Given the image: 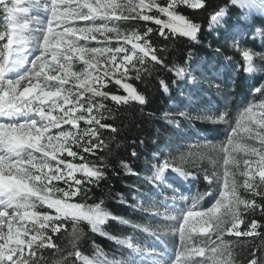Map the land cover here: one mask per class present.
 Returning a JSON list of instances; mask_svg holds the SVG:
<instances>
[{
    "label": "snow or ice",
    "instance_id": "6c2138e0",
    "mask_svg": "<svg viewBox=\"0 0 264 264\" xmlns=\"http://www.w3.org/2000/svg\"><path fill=\"white\" fill-rule=\"evenodd\" d=\"M231 4L245 11L264 12V0H231ZM178 5H187L192 9L206 6L204 0H168L164 5L157 0H149L148 3L145 0H139L138 3L136 0H0V16L6 21V29L0 33V42L6 40L0 46V264H38L40 256L36 249L56 247L52 235L48 233H60L69 223L73 249L77 248L76 241L82 235L80 224L86 222L93 232L102 233V226L111 215L103 206L104 202L101 200L89 205L72 200L78 197L81 190L88 191L85 185L98 184L105 179V168L89 166L87 163L76 164L60 157L63 153H67L68 157H77L78 152L71 147L73 144L82 147L83 152L93 154L97 149L107 146L95 128L72 132L63 130L62 125L79 129V122L85 121L100 129L111 128L116 133L118 129L102 123L101 118L93 115L94 108L103 109L104 105L93 102L92 97L107 99L110 93L99 90L103 84L92 86V82L104 81L117 73L119 78L115 79V84L121 86L127 95L111 94V100L120 104L129 101L139 102L140 105L147 103L143 94L131 83L123 81L132 71L135 72L132 78L136 80L143 78L142 72L150 75L148 64L152 68L160 66L172 70L164 58L158 55L164 50L153 47L149 34L158 30L161 36L168 38L164 31L168 29L172 35L178 34L198 41L202 26L178 14ZM153 8L167 19H161L158 15L140 16L137 11ZM31 9H41L42 15H31ZM125 12L128 15H124ZM225 15V8L212 14L209 31L214 26L226 27ZM137 16L143 21H154L158 29L146 27L141 36L135 29L126 33L116 25L117 21L134 20ZM73 21L86 23L84 26H75L71 23ZM256 32L264 35V29L257 28ZM114 39L123 43L112 47L110 44ZM89 41H97L104 46L90 47ZM258 55L264 61V53ZM74 57L87 66L83 71L73 70ZM242 59L244 64H237V71L241 67L245 73L259 70L251 50L243 49ZM101 61L107 67L101 75L93 76L92 72L97 70ZM173 68L178 78L188 73L186 65H174ZM73 80L77 83L65 87ZM159 84L164 92H168L169 85L165 80L160 79ZM216 87L219 88V85ZM74 88L82 91H74ZM85 92H90L92 97L86 100ZM252 92L260 94L259 103L249 102L243 107L231 132L240 130L252 140H259V146L238 142L230 136L227 140L230 147H221L219 150L222 156L219 153L216 156L208 155L211 169L188 171L185 164L191 162L181 154L178 158L165 157L161 164L153 166L152 175L147 177L148 181L158 182L157 186L162 187L167 185L169 176L186 181L189 178L198 179L202 175L209 186L207 193L192 198L191 206L170 210L166 204L154 201L151 208L144 209L149 212L158 204L165 208L163 213L157 211L156 215H164L174 221L170 231L180 239V245L174 251L165 249V252H159L156 248H141L126 239L120 243L128 245L132 250L131 255L120 261L89 259L79 250L69 252L68 256L81 258L83 264H233L229 242L222 240L224 233L237 237L258 235L257 229L261 225L255 219L246 222L241 209L243 207L244 212H254L259 208L264 212V204L258 205L254 199H248L240 192L243 187L245 192L264 200V82ZM180 115L185 116L186 113ZM204 119L211 120L213 117ZM215 119L225 121L227 113L222 112ZM53 129L58 131L53 134ZM81 141L84 143L81 144ZM208 146L215 150L211 142H208ZM239 152L256 158L243 161L245 170L241 175L245 179L242 185L236 179L240 161L233 155ZM36 153L40 156L37 157ZM131 155H137L135 148ZM80 159L84 160L85 157L81 155ZM173 161L176 166H173ZM121 163L130 174H135L128 165ZM221 167L222 172L219 170ZM77 171L83 174L80 179L74 175ZM54 181H63L67 189L56 187ZM201 195L215 198L209 207L197 209L196 204ZM181 199L187 200L189 197ZM38 204L46 205L48 210L54 212L33 211ZM26 222H31L30 228L25 227ZM241 224L246 230L241 231ZM143 231L149 232L150 228L143 226ZM194 233L203 235L209 242L215 234L221 243L208 247L207 251L203 247H188ZM153 234L156 235L155 232ZM252 255L253 259L248 264H264V257L256 258L255 252ZM193 256L204 259L197 262L192 259ZM66 259L56 264H66Z\"/></svg>",
    "mask_w": 264,
    "mask_h": 264
},
{
    "label": "trees",
    "instance_id": "16d2710c",
    "mask_svg": "<svg viewBox=\"0 0 264 264\" xmlns=\"http://www.w3.org/2000/svg\"><path fill=\"white\" fill-rule=\"evenodd\" d=\"M206 5L200 9H192L186 5L178 6L177 10L188 20L195 24L201 25V30L198 32V41L190 40L187 37L172 35L166 29L164 30L168 38L159 34L158 26L151 21H143L141 18L136 17L134 20L117 21L118 25L126 31L135 29L143 36V31L146 27H152L153 33L149 34V40L155 49H163L164 51L158 52L165 62L169 65L168 69H163L160 66L152 68L151 64L148 67L151 69V74L143 73L141 80H136L132 77L135 76V72H129L130 83L136 88V90L146 97L147 103L140 105L139 102L129 101L127 104H120L112 101L110 98L102 100L100 104L104 105L103 109L95 108L99 112V118L101 122L112 125L118 131L113 133L111 128L100 129L99 126L89 125L85 121H80L79 125L87 128L93 127L97 130L98 135L107 147L99 148L95 153L83 152L82 147H74L77 155L78 163H87L89 166L95 165L96 167L103 166L105 168L106 177L98 184L85 185L88 189L87 192L81 190L78 197H73V202L87 203L89 205L93 203L104 202V207L109 211L110 218L102 226V233L93 232L91 226L86 222L80 224L82 235L79 240L76 241L77 248L73 249L71 245L72 228L69 223L65 229H62L60 233L52 234L53 244L56 247L36 249L40 260L38 264H56L61 259H66V264H83L81 258H77L74 255L68 256L69 252H75L79 250L84 256L88 258H94L96 252L99 249L105 250L107 253H112L117 248V241H122L127 236H136L134 230L137 220L132 218V214L142 213L135 204L136 197H141L144 190L138 187L136 184L138 177L147 175L151 176L154 164H160V159L178 158L181 154L185 156L187 161L191 164H185V169L188 171L197 172L196 157L186 152L185 147L168 148L167 150H160L161 145H166L170 139L176 137L180 126L187 128L189 132H202L204 135L215 141L224 138L223 134H219L217 130L209 122L201 119V117H187L181 116L177 111L175 105H178L180 109H188L190 111L197 112L205 103L197 100H187V98L180 97L178 91L174 88L172 81H175V69L173 66H187L190 56H197L203 54L209 57L208 48L216 47L219 49L218 60H226L228 57L234 58L239 65L243 66L244 61L241 56V50H235L232 46H222L219 44L221 36H212L206 32L209 17L215 11L220 8L229 6L230 0H204ZM232 10V14L234 10ZM232 14L229 16L228 27L236 22L233 19ZM0 20H3V16H0ZM0 25L1 21H0ZM4 31L0 27V32ZM242 49H249L257 56V60L260 62V67L263 72L260 76H255L248 79L243 71V67L239 71L232 69L236 72L237 76L233 80V92H230V97L240 96L245 101L251 94L252 84L257 87L260 85L262 77H264V61L259 58L260 53H264V45L261 48L258 46L256 40H249L248 38L241 41ZM150 59V58H149ZM154 63V62H153ZM137 67H141L137 65ZM165 80L169 85L168 92H164L159 84V80ZM111 93H121L117 90L116 86H112L108 89ZM253 97H260V95H252ZM232 99V98H231ZM174 101V103H173ZM230 100L226 108L224 107L221 112L227 113L226 121H229L230 112L227 111ZM110 110V111H109ZM213 131V132H212ZM216 132V134H214ZM135 141V143H133ZM143 141V143H141ZM135 148L137 155L133 157L131 155L132 149ZM85 157L84 160L80 159V156ZM159 156V157H158ZM100 157L104 159L101 160ZM158 157V158H154ZM240 161V170L236 172V179L239 184H243L245 179L241 173L245 170L243 161L248 159V156L242 152H239L235 156ZM67 160L70 157L63 156ZM129 166L132 169L130 174L128 170L123 167L122 163ZM157 162V163H156ZM206 165L209 166L207 158L203 160ZM194 165V166H192ZM173 166H176L173 161ZM207 167V166H206ZM208 168V167H207ZM210 169V168H209ZM222 171V167L220 168ZM147 182H149L147 180ZM259 178L257 176V183ZM151 183V182H150ZM53 184L59 188H66V184L63 181H54ZM152 185V184H151ZM199 194H205L209 191V186L204 181L203 176L200 175L195 184H192ZM146 191H149L146 190ZM240 192L248 199H254L256 203L264 204V200L260 196H253L251 193L245 192L243 187L240 188ZM134 196V197H133ZM209 198L206 195H201ZM122 198V202H121ZM47 208L38 209L37 211H45ZM54 212L53 210H48ZM242 216L245 221L255 219L261 225L257 229V234L250 236L237 237L227 232L224 233L222 240L229 242L228 246L231 250V258L233 264H248L250 259H253V253L255 252L256 258L264 257V212L257 208L254 212H244L243 207L241 209ZM114 217V218H113ZM127 221V223H124ZM241 231L246 230L244 225H240ZM212 247L221 243V240L217 239L215 234L211 237ZM35 259V258H33Z\"/></svg>",
    "mask_w": 264,
    "mask_h": 264
},
{
    "label": "rangeland",
    "instance_id": "374dc122",
    "mask_svg": "<svg viewBox=\"0 0 264 264\" xmlns=\"http://www.w3.org/2000/svg\"><path fill=\"white\" fill-rule=\"evenodd\" d=\"M138 3L139 0H136ZM149 0H145V3H148ZM158 3H161L162 5L166 4L168 0H157ZM182 6V5H178ZM177 6V7H178ZM187 6V5H186ZM229 8H232L234 10V13L232 14V10H229ZM226 9V15L224 17V24L226 27H213L211 31H209V23H210V17H209V23L206 29V32L208 34H211L212 36H221L219 44L222 46H232L235 48V50H243L241 47V41L248 38L249 40H256L258 46L261 48V46L264 45V35H261L256 32V29H264V12H260L258 10L253 11H245L240 9L238 6H232L231 0L229 6L225 7ZM137 11L140 13V16L142 15H158L161 19H167L163 14H160L157 9L153 8L151 10L149 9H137ZM176 11L178 14L179 11L176 8ZM218 11V10H217ZM216 12V11H215ZM214 12V13H215ZM213 13V14H214ZM31 15L39 16L42 15L41 9H31L30 10ZM232 14V17L236 22L232 25V27H228L229 16ZM119 15V13H117ZM124 15H128L127 12L124 13ZM140 16H137L140 18ZM185 17V16H184ZM186 18V17H185ZM187 19V18H186ZM1 24L0 27L2 29H6V21L3 18V20H0ZM154 22V21H151ZM75 26H84L86 22L84 21H73L71 22ZM155 23V22H154ZM116 25L124 32H128L125 29H122L118 23L116 22ZM109 26H113L110 24ZM169 31L168 29H166ZM130 32V31H129ZM3 33V32H0ZM142 36V35H141ZM6 42L2 41L0 42V46H2V43ZM137 42H142L137 41ZM119 43H123V41H117L112 40L110 46L115 47L118 46ZM88 46L90 47H96V46H104L102 44H99L97 41H89ZM130 48L131 45H128ZM209 52V57L199 54L197 56H190L187 68L188 73L183 78H178L176 75V83L173 84L174 88L178 91L180 97L187 98V100H197L199 102L205 103L207 105H202V107L199 108L197 112H192L188 109H180L178 105H175L177 108V111L180 113H186L185 116L187 117H201V119L209 122L212 124V126L219 132V134H223L224 138L216 139L215 141H212V139L207 138L204 133L202 132H189L187 128H184L182 126L179 127L178 132L176 134V137L173 139H170V141L166 145H161L160 150H167L168 148H177V147H185L186 152L189 154H192L196 157V161L198 163L197 168H203L202 165L205 166V168H212V166L209 164L206 165V163L203 162L205 158L208 157L209 154L216 156L219 153V150L221 147H230L227 145V140L231 136L234 140L241 142V143H248V144H254L256 146H259V140H252L249 138L245 133H243L240 130H237L236 133H232L231 129L235 127L236 120L238 117V113H240L243 109V107L247 106L249 102H252L253 104L259 103L261 97H253L252 95H260V94H253L252 90L257 87L256 85L252 84L251 88V94L249 95L248 99L245 101L240 96L230 97V92H233L235 89L233 87V80L237 76L236 72L231 71L232 69L236 70V65L238 62L234 60L232 57L226 58V60H218L219 52L216 47H207ZM242 56V52H241ZM230 58V59H229ZM119 59V57H118ZM95 63V61H94ZM254 63L258 66V71L255 73H245V75L248 77L249 81L251 78L255 76H260L263 70H261L260 62L257 60V56L254 53ZM87 66L84 64L83 61H79L78 58L74 57L73 59V70L75 71H83ZM107 67L103 61L97 66V70L92 72L93 76L101 75ZM55 74V73H52ZM119 78V74L117 73L116 76H109L105 78L104 81H95L92 82V86H97L100 84H103V87H100L99 90L101 92H108L111 94L116 95H127V93L123 90V88L119 85L115 84V79ZM130 75L125 78L123 82L129 81ZM261 82H264V77H262ZM26 84V82H23ZM76 81H71L69 85H66L65 87H72L74 84H76ZM216 85H219V88L216 87ZM112 86H116L117 90H120L121 92H124V94L121 93H111L108 91L109 88ZM74 91H82V89L74 88ZM88 97H92V94L90 92H85V99L87 100ZM232 98V99H231ZM111 99V98H110ZM93 102L100 103L102 100H105L101 97H92ZM233 100L229 107H227V111L230 112L229 121H219L216 120L215 117L218 116L221 112V110L228 105L229 101ZM174 103V101H173ZM255 111H259V109L254 108ZM93 115H96L99 118V112L94 108ZM213 117V119H204V117ZM63 130L65 131H72V132H82L85 128V126L79 125V129L72 128L70 125H62ZM93 128V127H89ZM58 130L53 129L52 133L55 134ZM213 132V131H212ZM216 134V132H214ZM94 139V138H93ZM208 142H211L212 145L215 146V150L213 148L208 146ZM84 142L81 141V144ZM74 147H80L78 145H71L72 150L75 151ZM221 156L223 153H219ZM237 153H233V155L236 156ZM37 157L40 156L39 153L35 154ZM67 156V153L61 154V157L63 159V156ZM159 157V156H158ZM248 159L254 160L255 157H249ZM77 157L73 158L70 157V161L76 164L78 163ZM164 158L160 159V164L163 162ZM54 164L55 161H52ZM157 163V162H156ZM222 164V161H221ZM157 165V164H154ZM153 165V166H154ZM207 166V167H206ZM221 171V169H219ZM222 172V171H221ZM74 175L77 177V179H80L83 174L80 172H75ZM152 175V173L150 174ZM167 175V174H166ZM258 176V175H257ZM147 175L143 177H138L136 184L138 187H141V189L144 190L145 193L141 195V197H136L135 206L137 209H139L142 213H133L131 216L134 220H137V224L141 225V227L137 228L134 227V230L136 232V236H127L124 238V240H129L131 244L134 246H139L141 248H156L159 252H165V249H167L168 252L174 251L175 248H177L180 245V239L177 235H173L170 231L171 225L174 223V221L169 220L166 216L160 215L157 216L156 212L159 211L160 213H163L165 211V208L162 206L157 205L156 208H153L149 212H145L144 209L151 208L152 203L154 201L156 202H162L163 204H166L167 207L171 210L174 207L175 208H185L188 206H191L193 201L192 198L197 197V194H199L196 190L184 188L183 186L177 184L176 182H173L171 179V176L168 177L167 185H171L168 187L167 185H163L162 187H158L157 183L155 181H149L147 182ZM193 180V179H191ZM196 180V179H195ZM151 182V183H150ZM152 184V185H151ZM67 189V186L66 188ZM149 191H146L148 190ZM174 190V191H173ZM157 192L160 194L157 195ZM208 196V195H206ZM134 197V196H133ZM181 197H189V199L184 200L181 199ZM206 197L199 196V199L197 201L196 207L197 209L200 208H207L212 203L213 199L215 197L208 196ZM55 198V197H54ZM73 202V201H72ZM47 208L46 205L40 206L38 204L36 209H33V211H37L38 209H44ZM11 212V210H9ZM54 211V210H53ZM171 214L175 215V212H172ZM143 226H148L150 228L149 232L143 231ZM25 227H31V222H26ZM4 231H7L6 225L4 228ZM153 232L156 233V235L153 234ZM159 237V238H158ZM213 241L209 242L203 235L199 233H194L192 240H190L187 244L188 247H203L206 249L208 247H212ZM131 249L128 247L127 244L120 243V241H117V248L112 253H107L103 249H99L96 252L95 259L104 260L107 259L109 261H120L123 259H126L129 255H131ZM27 252V249H26ZM167 255V253H165ZM93 258V259H94ZM92 259V258H91ZM192 259L194 261H202L204 257L199 256H193Z\"/></svg>",
    "mask_w": 264,
    "mask_h": 264
},
{
    "label": "bare ground",
    "instance_id": "6f19581e",
    "mask_svg": "<svg viewBox=\"0 0 264 264\" xmlns=\"http://www.w3.org/2000/svg\"><path fill=\"white\" fill-rule=\"evenodd\" d=\"M172 178V180H173V182H184V181H181L178 177H173V176H171Z\"/></svg>",
    "mask_w": 264,
    "mask_h": 264
}]
</instances>
